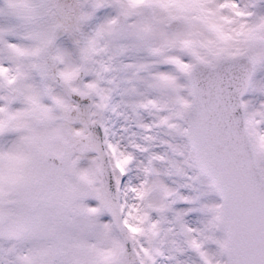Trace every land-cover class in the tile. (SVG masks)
I'll use <instances>...</instances> for the list:
<instances>
[{"label":"snow or ice","instance_id":"6c2138e0","mask_svg":"<svg viewBox=\"0 0 264 264\" xmlns=\"http://www.w3.org/2000/svg\"><path fill=\"white\" fill-rule=\"evenodd\" d=\"M0 264H264V0H0Z\"/></svg>","mask_w":264,"mask_h":264}]
</instances>
